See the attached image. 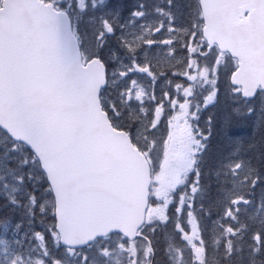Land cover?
<instances>
[{
    "label": "snow or ice",
    "instance_id": "6c2138e0",
    "mask_svg": "<svg viewBox=\"0 0 264 264\" xmlns=\"http://www.w3.org/2000/svg\"><path fill=\"white\" fill-rule=\"evenodd\" d=\"M37 52L95 76L92 100L149 161L158 142L178 161L164 182L154 167L136 225L73 232L24 123L18 67ZM257 72L218 52L203 0H0V264H264V57Z\"/></svg>",
    "mask_w": 264,
    "mask_h": 264
},
{
    "label": "water",
    "instance_id": "95a60500",
    "mask_svg": "<svg viewBox=\"0 0 264 264\" xmlns=\"http://www.w3.org/2000/svg\"><path fill=\"white\" fill-rule=\"evenodd\" d=\"M208 34L220 52H245L252 80L264 57V0H203ZM27 137L54 175L73 232L96 225L131 227L144 220L150 185L145 159L123 133L113 132L84 82L66 65L37 52L18 67ZM14 104L10 86L7 97Z\"/></svg>",
    "mask_w": 264,
    "mask_h": 264
},
{
    "label": "rangeland",
    "instance_id": "374dc122",
    "mask_svg": "<svg viewBox=\"0 0 264 264\" xmlns=\"http://www.w3.org/2000/svg\"><path fill=\"white\" fill-rule=\"evenodd\" d=\"M145 85L147 86V84H145ZM138 136L141 137L140 140H139V143H140L141 147H143V143L144 142H143V139H142V131L140 133H138ZM162 151H163V148L160 145V143L158 142L157 146H156V149H155V151H153V154H152V161H149V162H151V164L154 165V167H157V166L160 167L162 173L164 174L163 181H162V182H164V181H166L167 175L171 171V167H174L175 164L178 163V161L175 160V159H168V157L166 156L165 157L166 163L161 165L160 157H161V152ZM145 156L147 157V155H145ZM153 162H155V163H153ZM9 191H10V189H9ZM159 191H160V189H157V188L153 187V195L158 194ZM153 211H154L153 209H150V215L152 214ZM0 225H3V224L1 223ZM2 231H3V226L0 227V232H2ZM5 247H6V245L0 244V252H2ZM119 261H120V257H118V256L114 257L112 262H111V264H118Z\"/></svg>",
    "mask_w": 264,
    "mask_h": 264
},
{
    "label": "trees",
    "instance_id": "16d2710c",
    "mask_svg": "<svg viewBox=\"0 0 264 264\" xmlns=\"http://www.w3.org/2000/svg\"><path fill=\"white\" fill-rule=\"evenodd\" d=\"M1 224V223H0Z\"/></svg>",
    "mask_w": 264,
    "mask_h": 264
}]
</instances>
